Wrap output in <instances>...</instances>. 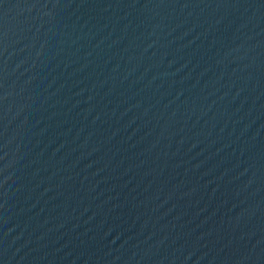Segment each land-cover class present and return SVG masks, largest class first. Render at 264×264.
Listing matches in <instances>:
<instances>
[{"label": "water", "instance_id": "obj_1", "mask_svg": "<svg viewBox=\"0 0 264 264\" xmlns=\"http://www.w3.org/2000/svg\"><path fill=\"white\" fill-rule=\"evenodd\" d=\"M264 159V0H0V264H138Z\"/></svg>", "mask_w": 264, "mask_h": 264}]
</instances>
